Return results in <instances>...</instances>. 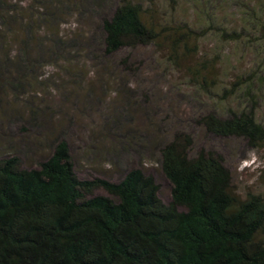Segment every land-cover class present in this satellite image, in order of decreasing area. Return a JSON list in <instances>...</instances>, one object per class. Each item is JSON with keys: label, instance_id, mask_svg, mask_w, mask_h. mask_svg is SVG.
<instances>
[{"label": "trees", "instance_id": "trees-1", "mask_svg": "<svg viewBox=\"0 0 264 264\" xmlns=\"http://www.w3.org/2000/svg\"><path fill=\"white\" fill-rule=\"evenodd\" d=\"M193 2L195 25L149 19L143 0H0V84L14 93L37 68L64 64L72 86L97 98L91 88L98 81L84 89L85 70L70 72L83 59L100 83L103 77L115 83L116 100L132 96L150 104L157 90L144 92L140 76L168 64L182 71L198 97L213 102L194 117L209 148L193 152L194 136L183 124L156 145L172 185L168 204L141 168L118 182L79 179L65 140L36 168H23L16 155L1 158L0 264H264V195L235 191L215 149L231 139L249 148L264 145V120L256 116L264 103V0ZM208 34L221 44L212 55L200 48ZM230 43L239 46L232 51L235 64L231 54L221 58ZM230 99L237 100L235 108L223 104ZM126 111L118 113L124 120L110 116L115 140L129 138L123 124L139 127ZM147 145L133 144L134 154ZM98 187L110 196L94 195Z\"/></svg>", "mask_w": 264, "mask_h": 264}, {"label": "rangeland", "instance_id": "rangeland-1", "mask_svg": "<svg viewBox=\"0 0 264 264\" xmlns=\"http://www.w3.org/2000/svg\"><path fill=\"white\" fill-rule=\"evenodd\" d=\"M143 4L148 9L150 7L149 19L154 17L158 21L176 24L185 21L195 25L197 22L193 0H143ZM230 11L233 10H226L227 13ZM81 26L86 30L83 21ZM200 45L202 51L211 55L218 51L215 48L221 46L211 34L205 36ZM224 46L222 60L228 61V54H231L235 64L232 53L238 51L239 46L235 48L237 45L234 43ZM142 54L149 55L146 50ZM243 63L244 60L239 62V67ZM84 64V60L80 59L70 72L81 71V68L85 70L84 82L87 84L84 89H88L90 82L98 81L95 88H91L97 93V98H89L85 90L72 86L71 77L64 70L61 71L64 64L58 68L52 65L45 69L37 68L33 76L29 77L37 80H30L24 90L17 93L6 82L0 84V159L16 155L23 168H36L39 162L49 156L57 141L65 140L79 179L99 177L118 182L130 169L141 168L145 174L154 176L159 185L158 196L163 203L168 204L172 185L160 168V152L156 145L160 141L166 142L168 129L183 124L181 129L194 136L196 143L192 146L193 152L201 147L207 149L208 138L204 137L203 128L196 124L194 117L196 113L208 112L213 108V102L208 97H198L195 87L186 83L182 71L170 69L168 64L167 69L159 66L152 70L154 74L147 69L146 74L140 76L142 81L138 85H143L144 92L150 87L157 90L150 104L135 101L132 96L116 100L115 83L107 82L109 80L103 77L101 84L94 77V68L88 65L90 61L87 66ZM100 84L102 89L99 88ZM236 101L225 100L223 104L235 108ZM123 107L127 109L128 116L137 119L135 122L139 125L123 124L121 130L130 135L125 141L115 140L116 135L111 128L114 119L110 118L117 114L124 120L118 114ZM156 109L162 110L160 115L155 114ZM166 111H172V115L169 120H162ZM11 116H17L19 120L11 121ZM256 116L264 120V103L256 110ZM109 118L111 120L107 124ZM26 119L32 124L27 123ZM138 142L148 145L134 154L136 146L133 144L137 145ZM215 149L222 154L224 164L231 171L235 191L240 194L254 191L264 195V145L249 148L242 140L231 139ZM130 152L132 155H129ZM93 194L110 196L102 187L94 189Z\"/></svg>", "mask_w": 264, "mask_h": 264}]
</instances>
